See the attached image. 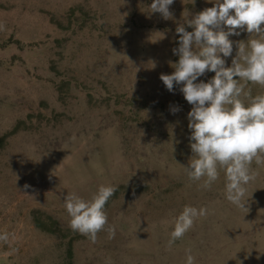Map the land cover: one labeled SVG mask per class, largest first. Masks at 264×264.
I'll return each mask as SVG.
<instances>
[{
    "label": "rangeland",
    "instance_id": "1",
    "mask_svg": "<svg viewBox=\"0 0 264 264\" xmlns=\"http://www.w3.org/2000/svg\"><path fill=\"white\" fill-rule=\"evenodd\" d=\"M152 2L0 0V233L17 237L0 242V264H186L189 248L195 264H264V164L244 209L226 199L223 170L208 190L191 181L192 105L160 79L179 59L177 26L193 31L186 19L215 0H174L170 20ZM229 39L226 66L250 34ZM102 185L117 187L104 209L116 234L106 225L93 243L70 228L64 198ZM185 205L209 214L168 249ZM34 210L62 233L38 228Z\"/></svg>",
    "mask_w": 264,
    "mask_h": 264
},
{
    "label": "clouds",
    "instance_id": "2",
    "mask_svg": "<svg viewBox=\"0 0 264 264\" xmlns=\"http://www.w3.org/2000/svg\"><path fill=\"white\" fill-rule=\"evenodd\" d=\"M173 3L174 0H153L149 7L151 13L170 20ZM185 22L193 31H187L183 24L177 26L179 47L173 53L179 56L178 62L171 65L172 74L160 75L169 92L174 85H181L180 92L192 105L188 113L192 157L185 171L191 181L208 190L223 170L226 199L244 209L247 186L258 174L252 169L253 162L264 164V92L253 95L249 87L258 85L264 89V0H215L214 6ZM241 31L249 33L250 39L236 43V56L231 66H226L225 58L233 53L229 37ZM206 72L215 75L208 82H197ZM178 111V107L171 108L173 114ZM29 187L24 185L25 190ZM116 191V186L102 185L90 200L67 194L64 207L70 228L95 243L98 233L108 225L104 209ZM208 214L207 207L185 205L175 219L167 248L171 249L198 219ZM107 232L110 239L114 238L115 226L108 225ZM16 239L14 233H0L4 244L11 245ZM17 251L13 247L9 254ZM185 251L186 264H195L192 250Z\"/></svg>",
    "mask_w": 264,
    "mask_h": 264
},
{
    "label": "trees",
    "instance_id": "3",
    "mask_svg": "<svg viewBox=\"0 0 264 264\" xmlns=\"http://www.w3.org/2000/svg\"><path fill=\"white\" fill-rule=\"evenodd\" d=\"M17 129L18 125L13 129V132H15ZM6 137L7 136H4V138ZM33 219L35 225L43 231L59 234L62 233V229L60 228L58 221L41 210L33 211Z\"/></svg>",
    "mask_w": 264,
    "mask_h": 264
}]
</instances>
